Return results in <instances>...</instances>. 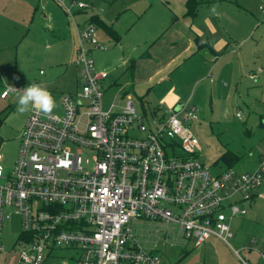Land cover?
<instances>
[{"label":"built area","instance_id":"1","mask_svg":"<svg viewBox=\"0 0 264 264\" xmlns=\"http://www.w3.org/2000/svg\"><path fill=\"white\" fill-rule=\"evenodd\" d=\"M55 1L71 20L72 7H87ZM73 26L75 91L59 94L51 116L30 111L11 171L0 153V253L7 251L4 225L15 222V264H42L56 249L70 252L62 264H180L165 263L136 241L137 220L173 224L193 246L210 236L230 246V220L248 213L242 203L264 196V150L252 171L214 173L198 157L199 142L187 124L198 118L196 106L180 104L146 123L129 96L105 104L108 72L96 67L93 54L107 45L95 23ZM84 151L92 158L83 159ZM250 242L259 244L255 237ZM252 249L264 264V244Z\"/></svg>","mask_w":264,"mask_h":264},{"label":"rangeland","instance_id":"2","mask_svg":"<svg viewBox=\"0 0 264 264\" xmlns=\"http://www.w3.org/2000/svg\"><path fill=\"white\" fill-rule=\"evenodd\" d=\"M79 1L87 5V13L97 14V9L101 7L99 18L109 25L111 23L116 25V30L128 42L134 41L137 31L142 30L141 25L136 23V17L142 10L152 5H161L158 0ZM91 1L94 3L93 6H90ZM257 2L258 0H249L244 7L250 9L251 5L254 6L255 14ZM213 7L220 10L225 8L220 4ZM260 11L261 14L257 11L258 20L253 22L252 30L245 32L246 36L242 30L245 37L238 40L241 42L240 49L238 53L231 54L232 65L224 67L226 69L224 74H216L214 69L210 75L209 67H205L202 74L198 75L197 85L188 83L189 78L180 79V103L186 102L189 106L198 108V118L187 122L199 142L198 157L210 166L214 173L227 167L239 172L252 171L258 164V155L264 150V10ZM61 16L66 25V17L62 13ZM75 19L81 18L76 15ZM40 32H44L43 27L36 28L28 38L30 41L20 46L2 43L0 35V93L3 89L15 87L19 89L0 97V114H8L0 125V153L3 156L2 166L5 171H11L13 168L17 156L18 135L27 115L17 111V101L22 90L35 80L41 84L42 79L47 77L50 78L51 84L46 87L53 92L52 94H55V89L71 91L75 86L73 77L76 68L65 66L71 59L70 48L64 45L65 43H59L58 35L45 32L49 36L43 38ZM69 36L70 31L66 32V29L60 34L61 39ZM247 37L250 39L248 42L244 41ZM109 43L112 46L107 44L108 50L104 55L101 52L95 53L98 69L102 55L107 61L113 60L109 52L115 44ZM258 67H261V70L257 72L256 78L250 79L248 73ZM40 69L45 72L42 76L39 75ZM123 70L120 61H117L113 68H108L113 76L120 75ZM127 75H122L118 79V84L113 85L105 93V104L120 103L126 91L132 89L126 83L128 79L124 78ZM66 76H69L68 82ZM210 77L213 78V82L209 81ZM148 96L149 99L145 98L143 102L136 95L132 97L135 108L143 113L146 123L158 116L159 109L155 106L161 104L151 95ZM57 109L56 104L54 111ZM92 155V151H84L83 159H91ZM259 192L264 194V187H261ZM249 208L246 216L231 219L230 228L233 236L228 239L230 246L215 236H210L200 246H193L176 226L163 221L137 220L132 222V227L136 241L145 249L157 252L165 263L180 260V264H260L259 254L252 246L260 247L262 243L264 244V234L261 231L264 224V196L257 198ZM18 231L19 226L16 222L13 226L5 223L2 239L7 251L0 253V264H15L17 249L11 248ZM253 237L260 245L250 242ZM69 254L67 249H56L42 264H62Z\"/></svg>","mask_w":264,"mask_h":264},{"label":"crops","instance_id":"3","mask_svg":"<svg viewBox=\"0 0 264 264\" xmlns=\"http://www.w3.org/2000/svg\"><path fill=\"white\" fill-rule=\"evenodd\" d=\"M158 1L161 5L149 6L136 17V23L141 25L142 30L137 31L132 42H128L124 36L122 37L116 30V25L114 26L112 23L109 25L105 20L99 18L101 7L97 9L96 14L94 12L87 13V8L79 9L74 6L72 7L74 17L71 20L55 0H0V35L2 43L20 46L24 42L30 41L28 38L33 34V31H36V28L41 29L43 27L44 32H40L43 38L49 36L45 32L58 35L59 43H65L64 45L70 48L71 59L65 66L75 67L72 65L76 40L73 21L83 26L85 22L97 18L101 23L95 21L93 23L96 24L99 40L106 45L112 46L109 42L115 44V47L109 52L113 60L107 61L103 57L105 51L108 50V45L106 50L95 52L103 53L99 67L108 72L104 81V95L113 85L118 84V79L122 75L128 74L129 76L124 78L128 79L126 83L132 89L126 91L121 97V102L116 104H122L128 96L133 99V95H136L143 102L145 98L149 99L148 95H151L161 103L155 106L159 109L158 113H161L181 104L180 79L189 78L187 79L189 80L188 83L197 85L199 82L198 75L202 74L205 67H209L210 75L214 69H216V74H224L226 70L224 67L232 65L231 54L240 49L241 42L238 40L243 39L247 35L245 32H248L249 29L252 30L253 22L258 20L257 11L261 14L260 10H264V0H258L255 14L253 13L254 6L251 5L250 9L244 7V4L249 0H194L197 4L195 12L190 16L186 15L187 0ZM93 4L91 1L90 6ZM219 4L225 8L223 10L215 8V12H213V5ZM61 13L67 19L66 25H64ZM76 15L81 19L76 20ZM65 29L66 32L70 31V36L61 39L60 34L61 32L63 34ZM196 36L205 43L201 49L196 47L194 41ZM249 40L247 37L244 41L248 42ZM117 61H120L124 70L120 75L113 76L108 68H113ZM192 63L202 64V66ZM258 68L255 71L250 70V72H255L257 76V72L260 71ZM197 71L199 72L196 74ZM77 73L76 68V74L73 77L74 89L71 91H57L55 89L53 96L57 106L60 93L75 91ZM44 74L45 72L40 69L39 75ZM66 78V82H68L69 76ZM209 81L213 82V78L210 77ZM50 82V78L47 77L42 79L41 85L48 86L51 84ZM221 82L225 84L223 81ZM31 83H39V81L35 80ZM4 90L6 89L1 92ZM18 90L17 88L16 91ZM29 113L24 119V124ZM259 197H254L250 202H244L241 205L247 206L250 210L249 207Z\"/></svg>","mask_w":264,"mask_h":264},{"label":"clouds","instance_id":"4","mask_svg":"<svg viewBox=\"0 0 264 264\" xmlns=\"http://www.w3.org/2000/svg\"><path fill=\"white\" fill-rule=\"evenodd\" d=\"M215 12V7L212 9ZM56 108V100L51 91L39 83H31L24 88L17 101V111L21 114L32 110L51 116Z\"/></svg>","mask_w":264,"mask_h":264},{"label":"trees","instance_id":"5","mask_svg":"<svg viewBox=\"0 0 264 264\" xmlns=\"http://www.w3.org/2000/svg\"><path fill=\"white\" fill-rule=\"evenodd\" d=\"M196 4L197 3L194 0H187L186 1V15L190 16L195 12ZM94 21L101 23V21H99L97 18H92L91 22H94ZM194 41H195L197 49H201L202 47L205 46L204 41L201 38H199L198 36L195 37ZM7 115H8L7 113H6V115L3 113L0 114V125L2 124V122L4 121V119L6 118ZM224 158H225V156H224ZM227 168H231V167H227Z\"/></svg>","mask_w":264,"mask_h":264},{"label":"water","instance_id":"6","mask_svg":"<svg viewBox=\"0 0 264 264\" xmlns=\"http://www.w3.org/2000/svg\"><path fill=\"white\" fill-rule=\"evenodd\" d=\"M179 107H180L179 105H178V106H176V107H175V110H178V109H179Z\"/></svg>","mask_w":264,"mask_h":264}]
</instances>
